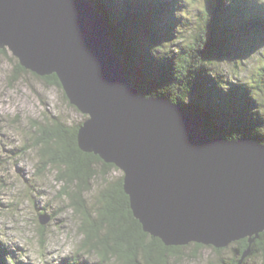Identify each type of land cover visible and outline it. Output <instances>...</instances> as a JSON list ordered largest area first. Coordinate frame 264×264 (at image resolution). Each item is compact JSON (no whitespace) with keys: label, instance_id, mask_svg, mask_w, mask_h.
Returning <instances> with one entry per match:
<instances>
[{"label":"water","instance_id":"1","mask_svg":"<svg viewBox=\"0 0 264 264\" xmlns=\"http://www.w3.org/2000/svg\"><path fill=\"white\" fill-rule=\"evenodd\" d=\"M5 48L25 69L58 77L86 116L79 148L123 172L144 232L166 246L217 249L246 238L251 245L264 232V144L214 137L199 115L142 94L89 0H0Z\"/></svg>","mask_w":264,"mask_h":264},{"label":"trees","instance_id":"2","mask_svg":"<svg viewBox=\"0 0 264 264\" xmlns=\"http://www.w3.org/2000/svg\"><path fill=\"white\" fill-rule=\"evenodd\" d=\"M89 1L107 21L115 52L127 77L142 94L166 98L199 115L214 137H247L264 144V83H235L224 66L233 57L234 42L251 35L264 37V4L260 0H204L200 17L190 21L186 45L182 37L186 30L177 21L187 11L183 2L195 0ZM17 66L27 71L19 61ZM41 78L64 93L55 74ZM80 125L68 126L55 119L52 127L38 129L40 136L24 151L37 149L46 163L43 168L58 169L57 180L65 182L60 192L77 217L84 236L83 248L97 252L103 262L115 258L117 264H170V258L179 256L188 245L166 246L142 230L124 191L123 175L111 181L107 178L119 169L79 148ZM98 163L103 167L100 170ZM97 176L104 184L98 206L91 210L84 193L91 190ZM234 244L233 257L221 258L217 264H237L249 246L243 264H257L260 255L264 264V232L251 245L247 238ZM6 251L0 241V264H5L3 258L13 261Z\"/></svg>","mask_w":264,"mask_h":264},{"label":"rangeland","instance_id":"3","mask_svg":"<svg viewBox=\"0 0 264 264\" xmlns=\"http://www.w3.org/2000/svg\"><path fill=\"white\" fill-rule=\"evenodd\" d=\"M183 4L187 11L177 22L186 30L182 36L185 44L190 40V21L200 17L204 0ZM231 51L233 57L224 64L227 75L238 84L256 80L263 84L264 37H241ZM17 61L9 50L0 51V241L16 264H117L115 258L103 262L97 252L83 248L84 236L77 217L60 192L65 182L57 180L58 169L43 168L46 163L37 149L24 151L38 139L40 127H52L55 119L74 127L86 116L47 80L29 70H19ZM262 96L261 93V100ZM97 168L103 167L98 163ZM121 175V170H113L107 178L111 181ZM103 184L97 176L91 182V190L84 193L91 210L98 206ZM43 215L48 218L45 223H41ZM234 243L222 251L190 243L179 256L170 258V264H217L221 258L233 257ZM3 261L14 264L7 258ZM255 262L263 264L261 255Z\"/></svg>","mask_w":264,"mask_h":264}]
</instances>
